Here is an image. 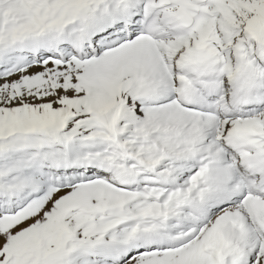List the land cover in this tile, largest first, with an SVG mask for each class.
<instances>
[{
  "label": "snow or ice",
  "instance_id": "1",
  "mask_svg": "<svg viewBox=\"0 0 264 264\" xmlns=\"http://www.w3.org/2000/svg\"><path fill=\"white\" fill-rule=\"evenodd\" d=\"M0 264H264V0H0Z\"/></svg>",
  "mask_w": 264,
  "mask_h": 264
}]
</instances>
